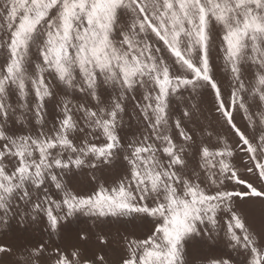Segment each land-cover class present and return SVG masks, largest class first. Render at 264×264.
<instances>
[{"label": "snow or ice", "instance_id": "obj_1", "mask_svg": "<svg viewBox=\"0 0 264 264\" xmlns=\"http://www.w3.org/2000/svg\"><path fill=\"white\" fill-rule=\"evenodd\" d=\"M13 224L0 264H264V0H0Z\"/></svg>", "mask_w": 264, "mask_h": 264}, {"label": "rangeland", "instance_id": "obj_2", "mask_svg": "<svg viewBox=\"0 0 264 264\" xmlns=\"http://www.w3.org/2000/svg\"><path fill=\"white\" fill-rule=\"evenodd\" d=\"M79 179H83V177L79 178ZM86 218L84 217H80L79 220L75 223H83L85 221ZM75 223L73 225V227H75ZM42 227V225H32L29 228L28 233L24 234L23 236L21 235V233H19L18 231H16V225L13 224L12 225V229L7 231V234L5 235L3 232H0V241H8L10 243L13 242H22L23 240H27V239H31L34 236H38L39 235V229Z\"/></svg>", "mask_w": 264, "mask_h": 264}]
</instances>
